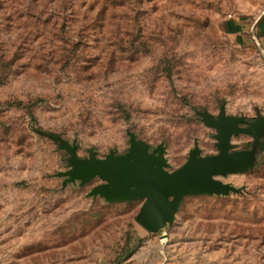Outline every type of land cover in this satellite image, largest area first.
<instances>
[{
    "label": "rangeland",
    "instance_id": "rangeland-1",
    "mask_svg": "<svg viewBox=\"0 0 264 264\" xmlns=\"http://www.w3.org/2000/svg\"><path fill=\"white\" fill-rule=\"evenodd\" d=\"M221 103L264 114V0H0V264H264L259 147L222 177L241 192L186 195L160 232L136 221L142 198L107 202L86 194L99 178L54 175L67 153L44 132L104 156L128 129L164 142L169 169L195 138L215 153L195 110Z\"/></svg>",
    "mask_w": 264,
    "mask_h": 264
},
{
    "label": "water",
    "instance_id": "water-1",
    "mask_svg": "<svg viewBox=\"0 0 264 264\" xmlns=\"http://www.w3.org/2000/svg\"><path fill=\"white\" fill-rule=\"evenodd\" d=\"M195 112L206 126L216 130L217 152L203 154L195 138L186 160L169 169L164 142L150 147L128 129L127 149L123 152L110 149L104 156L97 155L92 147L88 148L86 156H80L76 138L70 142L60 134L44 132L67 153L66 169L57 170L54 175L63 177V185L67 182L82 185L99 178L100 182L92 185L86 194L98 195L107 202L142 198L136 221L149 232H160L173 222L186 195L241 192L242 186L224 181L222 177L250 169L256 163L258 147L264 152L261 138L264 114L253 119L228 114L223 103L217 114L206 108ZM238 133L252 136L249 148H237L232 142V136Z\"/></svg>",
    "mask_w": 264,
    "mask_h": 264
},
{
    "label": "trees",
    "instance_id": "trees-1",
    "mask_svg": "<svg viewBox=\"0 0 264 264\" xmlns=\"http://www.w3.org/2000/svg\"><path fill=\"white\" fill-rule=\"evenodd\" d=\"M131 252V248H129V249H127V250H124V255L126 256V255H128L129 253Z\"/></svg>",
    "mask_w": 264,
    "mask_h": 264
},
{
    "label": "flooded vegetation",
    "instance_id": "flooded-vegetation-1",
    "mask_svg": "<svg viewBox=\"0 0 264 264\" xmlns=\"http://www.w3.org/2000/svg\"><path fill=\"white\" fill-rule=\"evenodd\" d=\"M263 132H264V130L263 131H261V138L264 140V134H263Z\"/></svg>",
    "mask_w": 264,
    "mask_h": 264
},
{
    "label": "bare ground",
    "instance_id": "bare-ground-1",
    "mask_svg": "<svg viewBox=\"0 0 264 264\" xmlns=\"http://www.w3.org/2000/svg\"><path fill=\"white\" fill-rule=\"evenodd\" d=\"M230 174V173H229Z\"/></svg>",
    "mask_w": 264,
    "mask_h": 264
}]
</instances>
